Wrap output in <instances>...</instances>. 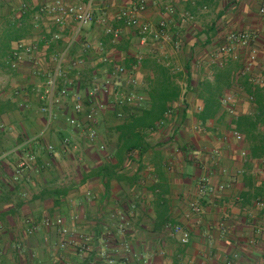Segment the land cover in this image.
<instances>
[{"label": "crops", "instance_id": "0c3cea01", "mask_svg": "<svg viewBox=\"0 0 264 264\" xmlns=\"http://www.w3.org/2000/svg\"><path fill=\"white\" fill-rule=\"evenodd\" d=\"M136 1L0 0V264H264V0H145V45L119 18ZM80 6L60 64L79 19L50 10ZM93 108L95 141L69 123ZM60 219L89 252L61 248Z\"/></svg>", "mask_w": 264, "mask_h": 264}, {"label": "built area", "instance_id": "2783aa9c", "mask_svg": "<svg viewBox=\"0 0 264 264\" xmlns=\"http://www.w3.org/2000/svg\"><path fill=\"white\" fill-rule=\"evenodd\" d=\"M145 9H146V1L137 0L134 7H132L131 9L123 10L119 15V18L124 21L126 26L138 29L140 40L143 45L147 44L148 37L151 34L150 26L148 24L141 23V20L139 17V15ZM56 12L59 13V15L56 17V23L58 25L64 24V20L67 15L77 16L79 19L78 25L72 34L70 42L68 43V45L65 47V49L62 52V55L59 60L61 64L64 62L65 59L69 57V54L73 46L78 42L79 36L83 28L88 26L92 22L93 13L90 8H87L85 6L61 7V8H58V10H54V9L50 10V13H56ZM261 14L264 15V8L261 9ZM109 33H111L114 36L115 40L119 38L118 31L109 30ZM251 42H252L251 36L247 32H232L227 36V45L222 48V52H227L230 50H243L244 52H246L247 63L245 64V71H250L252 70L254 64L258 61V53L252 47ZM35 63L39 65L38 62H35ZM81 63H82L81 61L76 60L71 63V66L74 69H78ZM261 69L264 75V64L261 66ZM119 73L126 74V70L121 67L119 69ZM59 77L66 78V76L63 75V72L61 71L60 66L56 72V75L49 79L48 86L50 90L53 91L56 88ZM69 83L72 84V82H69ZM66 94H67V89L62 91L63 96H65ZM95 95H96L95 90L90 93V96L92 98H94ZM230 100L231 98H227V101H230ZM133 101H134V96H128V97L121 96L117 99L118 104L121 106H126L128 104H131ZM75 111L77 114H81L83 112V104L81 103V101H79L76 104ZM69 123L73 127H76L77 129H80L82 126H86L89 130V139L91 141L96 140L97 138V132L95 130L96 112L94 108L90 111V113L87 114L85 125H82L81 123H79L78 119H75V118H72L69 121ZM65 144L66 145L69 144L68 139L65 140ZM102 149H105V146H102ZM209 189L211 192L214 191L213 188H209ZM192 208L194 211L200 212V209L196 205L193 204ZM50 225H51V222L47 221L46 226H50ZM57 225L63 227L62 232L64 233V235H68L71 237V239L68 242L61 245V248L64 249L67 246H72V247L77 248L80 252H83V253L89 252L91 250V247H90L91 245H90V241H88V238H86L85 236L77 237V236H74L73 234H70L68 229L64 226L63 220L61 219L57 221ZM171 232L174 237H178L180 239L182 244L187 245L190 242V233L186 229H184L182 226H179V225L174 226L173 228H171ZM104 256L108 258L106 254H104ZM111 263H114V262L111 261Z\"/></svg>", "mask_w": 264, "mask_h": 264}, {"label": "trees", "instance_id": "16d2710c", "mask_svg": "<svg viewBox=\"0 0 264 264\" xmlns=\"http://www.w3.org/2000/svg\"><path fill=\"white\" fill-rule=\"evenodd\" d=\"M112 39L114 38L113 35H111ZM140 127V121L139 120H134L133 123L131 124V128H136Z\"/></svg>", "mask_w": 264, "mask_h": 264}, {"label": "rangeland", "instance_id": "374dc122", "mask_svg": "<svg viewBox=\"0 0 264 264\" xmlns=\"http://www.w3.org/2000/svg\"><path fill=\"white\" fill-rule=\"evenodd\" d=\"M98 137V136H97ZM97 139V138H96Z\"/></svg>", "mask_w": 264, "mask_h": 264}]
</instances>
